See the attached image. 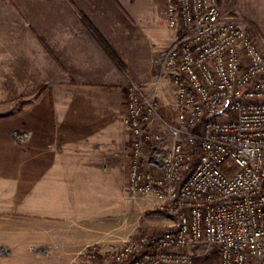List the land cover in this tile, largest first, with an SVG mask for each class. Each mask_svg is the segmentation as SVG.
I'll return each mask as SVG.
<instances>
[{
	"label": "crops",
	"instance_id": "crops-1",
	"mask_svg": "<svg viewBox=\"0 0 264 264\" xmlns=\"http://www.w3.org/2000/svg\"><path fill=\"white\" fill-rule=\"evenodd\" d=\"M136 3L0 0V72H32L34 88L46 89L0 130V264H78L87 248L119 241L120 223L107 218L118 213L111 186L126 180L130 164L124 93L128 80L146 84L123 52L136 32ZM254 23L264 40V22ZM13 130L31 139L16 148Z\"/></svg>",
	"mask_w": 264,
	"mask_h": 264
},
{
	"label": "built area",
	"instance_id": "built-area-1",
	"mask_svg": "<svg viewBox=\"0 0 264 264\" xmlns=\"http://www.w3.org/2000/svg\"><path fill=\"white\" fill-rule=\"evenodd\" d=\"M164 15L175 41L157 63L171 77L175 120L152 130L158 107L129 83L126 189L174 223L124 242L106 264H193L213 253L219 264L264 263V52L219 0H165Z\"/></svg>",
	"mask_w": 264,
	"mask_h": 264
},
{
	"label": "rangeland",
	"instance_id": "rangeland-1",
	"mask_svg": "<svg viewBox=\"0 0 264 264\" xmlns=\"http://www.w3.org/2000/svg\"><path fill=\"white\" fill-rule=\"evenodd\" d=\"M163 3L165 4V0H137L135 12L139 15V20H134L136 32L133 31L131 34V40L128 41L127 47L123 48V52L126 58L131 61L136 77L146 83L140 85L133 80H128L124 94L126 95L130 82L140 86L158 107V117L151 124L152 130L165 133L166 124H172L175 120V90L171 77L157 63L158 54L171 48L169 40L174 33L166 26ZM219 4L222 15L244 28L255 40L259 49L264 52V40L258 33V25L254 23L257 18L264 22V5L254 10L251 5L242 0H219ZM127 12L133 19L132 9L128 8ZM14 19L16 18L14 17ZM9 28H13L15 32L17 23ZM118 60L119 65L124 69L119 58ZM34 75L32 72H0V130L6 121L12 119V122H16L18 114L28 109L31 102L46 90L42 85L34 88ZM23 134H28L29 139L20 143L17 138ZM6 137V134L0 132V139H6ZM9 137L12 139L14 147L17 148V146L25 145L31 139V133L13 130ZM2 144L3 142L0 140V146ZM129 148L130 137L128 153ZM1 155L0 152V158H3L4 155ZM126 180H123L119 185H112L109 192L118 213L111 218L108 217L107 220L111 219L114 225L120 223V231L116 233L119 235L117 239L119 241L110 244L105 249L87 248L83 253L85 259L82 257L84 261L78 262V264H106L111 252L121 247L124 242L149 234L165 232L173 225V218L167 212L159 210L158 204L154 200L142 195H131L126 189ZM90 253L93 257H90ZM210 256L205 257V260L198 259L195 264L211 263L214 257L210 258ZM215 259L216 262L211 264H219V258ZM249 264L264 263L252 260Z\"/></svg>",
	"mask_w": 264,
	"mask_h": 264
},
{
	"label": "trees",
	"instance_id": "trees-1",
	"mask_svg": "<svg viewBox=\"0 0 264 264\" xmlns=\"http://www.w3.org/2000/svg\"><path fill=\"white\" fill-rule=\"evenodd\" d=\"M99 39V41H100V43H101V45L103 46V48H104V50L106 51V53L114 60V62H116V64L118 65V66H120L119 64V60H118V58L116 57V55H115V53L112 51V49L110 48V46L103 40V39H101L100 37L98 38ZM121 67V66H120ZM213 258L212 260L213 261H211V263H215L216 262V259L215 258H217L218 259V255L216 254V253H214V254H212L211 256H210V258ZM198 259H201V260H205L206 258H203L202 259V257H198V258H196V259H194V261H193V264H195L196 263V261L198 260ZM206 263V262H205ZM211 263H206V264H211Z\"/></svg>",
	"mask_w": 264,
	"mask_h": 264
}]
</instances>
